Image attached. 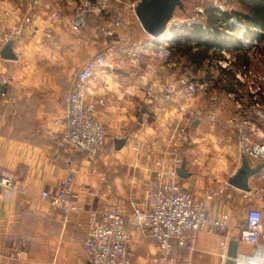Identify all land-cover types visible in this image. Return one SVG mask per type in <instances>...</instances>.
<instances>
[{
	"label": "crops",
	"instance_id": "obj_1",
	"mask_svg": "<svg viewBox=\"0 0 264 264\" xmlns=\"http://www.w3.org/2000/svg\"><path fill=\"white\" fill-rule=\"evenodd\" d=\"M31 1L0 0V35L5 29H13L24 16L29 15ZM72 2L43 0L32 11L31 27L13 40V50L18 58L5 59L0 55V174L22 180L27 189L25 196L15 198H7L0 190V264H90L83 239L90 219L88 201L94 196L92 193L98 192L95 201L106 205L118 198H127L130 193H134L136 200L141 198L153 184L155 161L171 142L181 117L180 106H184V94L157 90L161 88L158 75L171 73L167 79L184 76V58L188 59L177 48L180 44L184 45V36L174 34L168 28L163 36L154 39L136 16L132 28L124 29L129 33L137 32V37L133 39L135 42L121 44L117 37L111 39L100 34L102 38H99L93 31V24L102 17L91 15L78 34L69 28L59 29L60 23L57 24L58 45H53L45 38L43 29L50 25L57 5H62L60 9L64 22H69L74 9ZM174 20L170 23L183 22L178 17ZM124 31L120 30L119 33L124 35ZM255 42L251 43L257 47ZM6 43L0 39V52ZM97 48L105 53L115 51L116 54L109 56L108 65L91 80L89 92L94 97L105 98V104L99 106L97 116L110 126V133L119 135L112 138L111 147L107 142L104 144L102 148L108 147L99 157L81 150L69 152L58 147L51 137V132L59 129L57 119L66 112L63 97L72 86L76 71L95 54ZM130 49H136L139 57L133 63L127 61L126 66H120L118 58L124 57V53ZM222 50L233 51L224 48L220 52ZM158 54L164 55V58L158 57ZM215 60H204L199 66L204 69V74L190 78L201 82L214 79L215 82L219 75V64ZM146 66L152 67L149 72L154 76L143 84L142 81L148 80ZM205 68H208L207 71ZM145 84L148 88L141 90ZM227 93L223 91L222 95L229 97ZM137 100L144 101L146 107H140L138 126L134 129L130 127L127 131L125 127L135 121L130 111L128 113L125 109L130 110ZM195 121H199L197 125ZM203 123V119H194L190 127L199 130ZM116 138H126L120 149L116 148ZM128 139H134L144 149H152V157L144 159L142 155L145 152L139 158L127 156V153H131ZM190 141L179 153V166L184 163L189 175H179V182L197 199H201L210 188L219 189L224 183H215L211 175H205L197 168L193 154L197 152L195 147L198 149L201 145ZM99 160H103L104 164H99ZM240 160L239 167L242 164L241 152ZM250 161L252 165L263 162ZM71 165L77 170L81 184L82 209L65 215L42 199L41 192L44 189L55 191ZM259 173L264 174V169ZM257 174L249 180L250 191L230 185L221 195L214 197L208 215L221 217L228 213V228L213 232L204 229L196 233V249L179 250L177 264H226L232 240L237 242L236 264L248 257L251 264H264L258 258L261 249L243 237L241 228L249 208L255 207L264 213V182ZM132 209L129 204L128 218ZM130 226L133 264H153V257L158 253L157 240Z\"/></svg>",
	"mask_w": 264,
	"mask_h": 264
},
{
	"label": "built area",
	"instance_id": "obj_2",
	"mask_svg": "<svg viewBox=\"0 0 264 264\" xmlns=\"http://www.w3.org/2000/svg\"><path fill=\"white\" fill-rule=\"evenodd\" d=\"M73 12L69 24L73 31H80L90 13L106 12L111 6V0H72ZM120 2V0H115ZM43 0H32L30 11H35ZM135 7V4H133ZM202 11V10H201ZM61 11H54L50 25L43 29L45 38L53 45H58L55 32L56 25L61 21ZM33 18L26 15L13 28L4 31L0 36L3 42L17 39L25 30L29 29ZM124 25V18L114 22V28L102 30L106 36H114ZM166 42L165 44H167ZM128 57L135 61L137 50L127 52ZM221 54H226L222 50ZM111 53H97L90 57L75 73V78L69 91L63 97L66 107L64 115L57 119L59 129L51 132L54 143L69 152L86 151L96 154L109 138L110 126L97 116L99 106L105 104V98L94 97L89 92L91 80L97 73L108 65ZM218 64L222 68L232 69L235 73L234 89L227 95L234 99L239 107L238 114L229 116L223 123L225 129L233 132L234 138L242 154L250 159L264 162V101L257 86L252 91L253 98L249 105L243 103L245 93L242 86L245 82L263 83L264 78L255 73L247 64L236 66V57H224ZM120 66L127 60L118 58ZM235 67V68H234ZM172 75L165 73L159 79L161 89L165 93L181 92L184 94L185 104L180 106L181 117L176 125V133L162 154L155 161V177L152 186L144 195L136 200L134 193L127 198H118L114 203L106 205L95 201L98 192L88 201L90 219L83 246L90 264H133L131 254V225L143 235L151 236L158 242V253L153 257V264H177L178 251L196 249V233L201 230L225 231L229 226V214L221 217L208 215L211 201L221 195L228 183L221 188H210L201 199H197L193 192L180 185L179 153L192 138L189 124L194 119H203L208 111L189 106L196 96L203 90L209 91L214 84L210 79L206 82L189 77L167 79ZM143 82V81H142ZM252 88V86H250ZM205 91V92H206ZM217 98L218 95H213ZM212 113L210 112V116ZM183 122V123H181ZM140 149V145L136 146ZM71 163V159H69ZM81 184L77 170L69 167L67 174L60 181L55 191L44 189L41 198L65 215L82 209L80 204ZM0 190L7 198L25 196V183L8 174H0ZM133 209L128 218L127 207ZM130 222V224H129ZM243 237L259 247V256L264 261V213L255 207L249 208L245 220L241 225ZM239 264H251V258L240 259Z\"/></svg>",
	"mask_w": 264,
	"mask_h": 264
},
{
	"label": "rangeland",
	"instance_id": "obj_3",
	"mask_svg": "<svg viewBox=\"0 0 264 264\" xmlns=\"http://www.w3.org/2000/svg\"><path fill=\"white\" fill-rule=\"evenodd\" d=\"M139 0H120V2L111 0V6L110 8L103 13H90L87 17V21L89 20V17L91 15H98V17H102V19L96 21L93 24V31L95 34H98L99 38H102L100 34H103L102 30L105 28L108 29H113L114 28V22L120 17L124 18V25L118 29L117 33L114 36H106L107 38H116L118 43L121 44H126V43H132L135 42L133 39L135 38L136 31H132L131 33L124 31V29L132 28L133 20L136 19L135 11H134V5L137 4ZM217 5L220 8L223 9H232L234 7H238L239 5L232 1V0H185V6L183 8H177L174 18H182L184 22H192V21H203L206 18L205 15V9L211 5ZM61 6L62 5H57V9L55 11H61ZM202 10V11H201ZM34 12V11H33ZM62 13V11H61ZM32 11L29 13L30 16H32ZM86 23L83 25L86 26ZM175 21V20H174ZM59 29H70L71 31L72 28L69 24V22H64L63 16L61 21L59 22ZM58 23V24H59ZM81 28V30H82ZM11 29V28H10ZM9 30V29H7ZM6 29L4 31H7ZM122 30L124 31V35L120 34L119 31ZM133 30V29H132ZM2 31L1 33H3ZM74 33L78 34L80 31H73ZM2 35V34H1ZM0 35V36H1ZM130 35V36H129ZM240 37L243 39V43L245 48H247V55L249 57V64L248 66L258 75L264 78V40L259 43L257 47H254L255 44L251 43L257 40H251L249 37H246L243 33L239 34ZM2 41V40H1ZM3 42V41H2ZM6 43V42H3ZM134 46V45H131ZM101 49L97 48L94 50V53H100ZM136 51V49L134 50ZM226 51V56L228 57H236L237 53L235 50L233 51ZM128 51L124 53V58L129 62L133 63L134 59L131 57H128L127 54ZM241 52V51H239ZM105 53V52H102ZM246 53V52H245ZM244 51L241 52V54H245ZM94 54V55H95ZM115 51H112V56L115 55ZM167 54H171V52H168ZM224 55V54H221ZM224 55V57H226ZM164 58V55L158 54V57ZM79 55L77 54V61H78ZM138 54L136 55V59L138 58ZM115 58V57H114ZM109 59V58H108ZM135 59V61H136ZM219 59L217 58L215 61H218ZM219 62V61H218ZM237 62V61H236ZM126 66V64L124 65ZM152 68V67H151ZM147 66L145 67V75L148 78V80H144V82L141 83H147L146 81H150V77L154 76L153 74H150L149 69ZM235 68V67H234ZM206 71L208 68H205ZM211 69V68H210ZM214 71H217V69L214 68ZM157 71L155 70V73ZM157 74V73H156ZM204 74V69L200 68L199 66L195 64H191L184 58V77H191V76H200ZM161 77V75H158ZM146 85V84H145ZM252 86V88L250 87ZM257 86L260 87L261 89V98L264 101V81L263 83H258L255 82V84L250 83L249 81L245 82L244 85L242 86V91L245 93L243 97V103L244 105L246 104L249 105V103L252 100V91L256 90ZM129 88V86L127 87ZM148 86H144L141 88V90L147 89ZM211 89V88H210ZM209 89V90H210ZM159 92H164L165 90H162L159 88L157 90ZM203 90L201 91L196 98L193 100L192 103L189 104V106L193 108H200L204 109L205 111H208V115L203 117L204 123L201 126L199 130L192 129V138L191 140L196 141V145H201L198 149H196V153L193 154L194 161H196L197 168H200L203 171V174L205 175H211L213 178V181L215 183H228V178L237 170V168L240 165V148L234 138V134L231 130L225 129L223 127L224 121L229 117V116H234L236 112L239 110V107L235 103L232 98L226 97L222 95L223 91L218 90V89H212L210 90V93L208 91ZM206 93V94H205ZM208 93V94H207ZM218 95L217 98L214 97L213 95ZM129 102V101H128ZM127 102V103H128ZM135 103L134 106L130 108L125 109L126 112L132 114L134 116V124H130L125 127V129H128L131 127L132 129L136 128L138 126V120L141 116V109L140 107H146L144 101H136L133 102ZM132 104V102H131ZM184 104H185V98H184ZM210 112L212 115L210 116ZM111 132V131H110ZM109 132V138L107 139V145L112 146L113 140L115 136L119 135H113L112 133ZM191 142V141H190ZM199 142V144H198ZM129 144V148L131 153H127V156H133L134 158H139L141 157L142 153H144L142 156L145 159L146 157H152V149L150 148H145L144 146H140V150L138 151L136 149V146L139 145L137 142H135L134 139H131L127 141ZM105 146L104 148L101 149V151L95 156L99 157L104 150L107 149L108 146ZM128 145V144H127ZM143 147V149H142ZM146 147V146H145ZM106 148V149H105ZM146 150V151H145ZM200 151V152H198ZM151 155V156H150ZM148 157V158H149ZM99 164L103 165L104 162L103 160H99ZM218 175V176H216ZM257 177L260 178V181L264 182V174L263 173H258ZM228 186L230 187V184L228 183Z\"/></svg>",
	"mask_w": 264,
	"mask_h": 264
},
{
	"label": "trees",
	"instance_id": "obj_4",
	"mask_svg": "<svg viewBox=\"0 0 264 264\" xmlns=\"http://www.w3.org/2000/svg\"><path fill=\"white\" fill-rule=\"evenodd\" d=\"M232 1L239 8L223 9L211 4L205 9L206 18L203 21L170 23L172 33L184 36V45H178V50L193 64L200 66L206 59L211 62L221 59L220 50L225 48L238 52L236 66L248 65L247 48L239 34L257 40V45L264 40V0ZM239 51L246 53L242 55ZM218 68L219 75L212 87L232 91L236 81L235 73L232 69Z\"/></svg>",
	"mask_w": 264,
	"mask_h": 264
},
{
	"label": "water",
	"instance_id": "obj_5",
	"mask_svg": "<svg viewBox=\"0 0 264 264\" xmlns=\"http://www.w3.org/2000/svg\"><path fill=\"white\" fill-rule=\"evenodd\" d=\"M184 6L185 0H139L134 7V11L144 30L154 39H158L167 32L176 9L183 8ZM0 55L5 59L18 58L13 50V40H9L5 44ZM198 122L195 121L194 124L197 125ZM115 142L116 148L120 149L125 144L126 138H116ZM263 169L264 162L252 165L249 157L242 154V164L236 173L229 178L228 183L238 189L250 191V178ZM177 171L181 177L189 175L184 163L177 168ZM236 246L237 242L232 240L226 264H236V258L238 257Z\"/></svg>",
	"mask_w": 264,
	"mask_h": 264
}]
</instances>
